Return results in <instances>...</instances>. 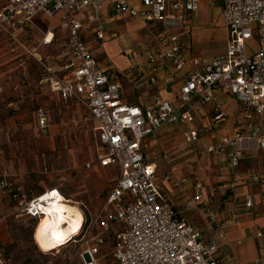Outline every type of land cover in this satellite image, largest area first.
Returning a JSON list of instances; mask_svg holds the SVG:
<instances>
[{
  "label": "built area",
  "instance_id": "2783aa9c",
  "mask_svg": "<svg viewBox=\"0 0 264 264\" xmlns=\"http://www.w3.org/2000/svg\"><path fill=\"white\" fill-rule=\"evenodd\" d=\"M138 1L140 8L133 6L134 0H4L0 6V29L11 34L18 27L35 25L37 16L59 15L68 76L63 79L50 76V89L61 100L74 101L87 111L93 124L95 163L116 172L114 184L105 195L106 208L98 217L97 231L90 238L86 236L88 231L82 236L83 248L79 252L82 264H223V259L215 254L216 244L205 241L199 229L179 217L156 184L155 166L146 159L142 142L165 124L193 121L203 104L210 105L211 121H221L222 102L214 92L221 88L235 98L240 118L230 135L226 133L216 143H206L199 154L223 153L227 163L235 166L241 151L238 144L243 139L264 148V0H203L208 6L219 1L226 43L223 52L201 67L174 34H160L154 46L144 49L142 67L148 73L156 74L164 62L170 63L174 70L184 69L176 106L158 94L144 105L123 102L119 80L99 66L81 37L77 15L84 9L90 11L93 21L99 19L104 4L122 19L136 16L162 21L167 8L185 14L199 7L198 0ZM93 35L101 50L106 40L119 38L116 31L105 33L100 27L93 29ZM36 121L44 131L45 116L41 109L36 111ZM196 134L195 129H187L185 141L191 142ZM170 175L168 169L162 175L163 180ZM194 187L198 189L200 183L195 182ZM0 189L17 200V207L25 215H42L44 200L40 197L47 191L25 202L3 176ZM52 191L59 192L56 188L48 192ZM194 198L198 199L199 194L195 193ZM244 206H250L248 196L244 197ZM208 219L210 227L214 215L208 213ZM88 227H92L91 221ZM109 230L112 242L106 254L111 259L101 261L106 254L99 252Z\"/></svg>",
  "mask_w": 264,
  "mask_h": 264
},
{
  "label": "rangeland",
  "instance_id": "374dc122",
  "mask_svg": "<svg viewBox=\"0 0 264 264\" xmlns=\"http://www.w3.org/2000/svg\"><path fill=\"white\" fill-rule=\"evenodd\" d=\"M208 8L211 10L200 9L194 18L197 22L204 21L212 31L194 33L195 47L201 58L220 52L224 39L216 8ZM58 18H40L35 25L11 34L0 31V176L25 202L56 188L80 211L82 221L68 242L43 251L36 244L34 234L44 214L40 217L25 215L17 207V200L0 189V264H82L79 258L82 236L89 232L86 236L90 238L97 231L98 217L106 208L105 195L114 184L116 172L113 168L98 167L95 163L93 124L87 111L74 101L61 100L50 89V76L59 79L68 76L64 68L67 57L63 46L64 31ZM138 28L139 38H130L133 45L156 32L155 29L149 32L142 24ZM48 32H51V39L45 43L43 39ZM86 40L98 53L96 61L108 66L110 61L94 39L87 35ZM116 46L117 42L110 41L105 47L114 50ZM113 62L121 66L125 59L119 55ZM136 79L124 81V96L131 94L132 99L140 91L134 87ZM37 109L45 116L44 131L36 121ZM151 138L150 146L154 144L158 150L176 141L166 151L179 150L183 155L182 137L171 130L164 129ZM150 150V147L146 149L147 154ZM111 242L112 230H109L100 255L108 252ZM110 259L106 254L101 261Z\"/></svg>",
  "mask_w": 264,
  "mask_h": 264
},
{
  "label": "crops",
  "instance_id": "0c3cea01",
  "mask_svg": "<svg viewBox=\"0 0 264 264\" xmlns=\"http://www.w3.org/2000/svg\"><path fill=\"white\" fill-rule=\"evenodd\" d=\"M167 1L169 3L174 0ZM198 2L199 7L191 13L184 14L167 8L162 21L142 20L136 16L122 19L113 15L108 4L103 5L98 20L90 19L88 9H84L77 15L81 23V37L94 56L98 53L86 42V37L89 35L94 39L93 29L95 27H100L105 33L116 31L119 34L118 39H108L102 45L101 53L107 56L110 61L109 65L102 66L97 62L106 73L116 76L119 80V94L123 102L144 105L153 95L158 94L174 106L178 105L177 90L182 81L184 69L174 70L170 63L164 62L156 74H150L145 67H142L145 61L143 51L145 48L154 46L158 35L179 36L181 46L198 60L200 67L213 56L223 52L226 43V28L221 17L219 1L214 6H208L203 0H198ZM3 3L4 0H0V6ZM133 6L141 7L138 0H134ZM208 7L216 8L224 29V39L221 40L223 45L220 52H214L211 56L201 58L195 47L194 33L199 31L198 34H203V32L212 31L204 21L197 22L194 18L200 9L209 10ZM55 16L59 17L58 14ZM39 20L38 16L35 17L34 23ZM140 24L149 32H152V29L156 32L151 36L147 35L145 40H140L141 42L136 41L133 45L130 38H139ZM27 26L18 27L15 31H20ZM196 27L198 29H195ZM0 31L4 33L1 29ZM47 34L45 43L51 39V32ZM110 41L117 42L116 49H106L105 46ZM119 55L125 59V64L121 66L113 62V58ZM130 78H137L134 87L140 88L135 98L132 99L131 94L124 96L122 93V84ZM214 92L222 102L223 119L221 121H211L210 105L203 104L193 121L165 124L156 131V133H162L164 129L167 132L171 130L181 136L183 155L179 154V150L166 151V148H171L176 141L168 142L165 145V151L158 150L154 144L150 146L153 141L151 136L143 139L142 148L146 159L155 166L156 184L170 200L177 215L199 229L205 241H213L216 244L215 254L223 259V264H264V148H258L250 139H243L238 144L241 151L235 166L227 163L223 153L199 154V150L206 143H216L220 136L226 133L230 135L240 118L235 98L221 88H216ZM256 121L260 122V119L257 118ZM187 129L197 131L196 137L191 142H186L184 138V132ZM149 147L151 152L147 154L146 149ZM168 169L171 170L170 178L163 180L162 175ZM195 182L200 183L198 189L194 187ZM195 193L199 194L198 199L194 198ZM245 196L250 199L249 207L244 206ZM208 213L214 215V222L210 224V227L208 226ZM221 232L222 236H220ZM258 233L260 234L257 235Z\"/></svg>",
  "mask_w": 264,
  "mask_h": 264
},
{
  "label": "bare ground",
  "instance_id": "6f19581e",
  "mask_svg": "<svg viewBox=\"0 0 264 264\" xmlns=\"http://www.w3.org/2000/svg\"><path fill=\"white\" fill-rule=\"evenodd\" d=\"M48 191L40 197V200H44L41 208L44 216L40 218L34 234L36 244L43 251L69 241L82 221L81 213L75 206L59 192Z\"/></svg>",
  "mask_w": 264,
  "mask_h": 264
},
{
  "label": "snow or ice",
  "instance_id": "6c2138e0",
  "mask_svg": "<svg viewBox=\"0 0 264 264\" xmlns=\"http://www.w3.org/2000/svg\"><path fill=\"white\" fill-rule=\"evenodd\" d=\"M53 195H55V193H53Z\"/></svg>",
  "mask_w": 264,
  "mask_h": 264
},
{
  "label": "trees",
  "instance_id": "16d2710c",
  "mask_svg": "<svg viewBox=\"0 0 264 264\" xmlns=\"http://www.w3.org/2000/svg\"><path fill=\"white\" fill-rule=\"evenodd\" d=\"M10 187V186H9ZM9 195V194H8ZM68 242V241H67Z\"/></svg>",
  "mask_w": 264,
  "mask_h": 264
}]
</instances>
